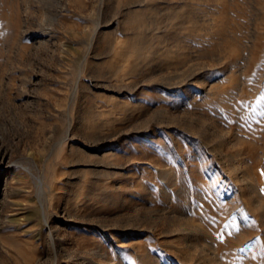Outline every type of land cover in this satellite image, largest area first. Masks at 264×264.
<instances>
[{
	"label": "rangeland",
	"instance_id": "374dc122",
	"mask_svg": "<svg viewBox=\"0 0 264 264\" xmlns=\"http://www.w3.org/2000/svg\"><path fill=\"white\" fill-rule=\"evenodd\" d=\"M0 264H264V0H0Z\"/></svg>",
	"mask_w": 264,
	"mask_h": 264
}]
</instances>
